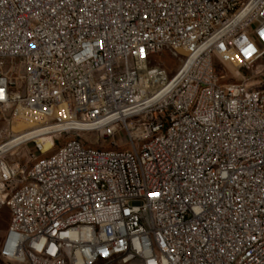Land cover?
I'll return each instance as SVG.
<instances>
[{"label":"built area","instance_id":"built-area-1","mask_svg":"<svg viewBox=\"0 0 264 264\" xmlns=\"http://www.w3.org/2000/svg\"><path fill=\"white\" fill-rule=\"evenodd\" d=\"M255 60L264 62V0H0V113L52 128L18 145L67 130L133 141L122 158L65 145L63 159L29 175L0 151V198L21 217L1 238L0 249L16 250L5 258L22 259L33 237L70 219L48 246L68 264H146L147 239L163 264H264V161L251 162L262 153L264 96L230 100L264 77L221 84L216 69L238 74ZM155 129L166 137L136 154V139ZM232 155L246 166L222 168ZM21 177L27 191L10 192ZM77 216L87 226H74Z\"/></svg>","mask_w":264,"mask_h":264},{"label":"bare ground","instance_id":"bare-ground-1","mask_svg":"<svg viewBox=\"0 0 264 264\" xmlns=\"http://www.w3.org/2000/svg\"><path fill=\"white\" fill-rule=\"evenodd\" d=\"M70 7H77V0H70ZM261 76L264 77V71ZM264 96V82L254 83L251 85L241 84L238 92H230V100L244 99V96ZM196 101H189L187 106V113H195ZM202 122H210V115H202ZM52 128H35L28 130L19 136L11 139L6 146L1 145L0 151L6 147L14 144H18L23 139H29L36 137L40 133L47 132ZM74 131V130H67ZM166 137L165 129L150 130L148 134H144L136 139V154H143V149L155 145L159 140H163ZM256 141H264V133H256ZM65 145H71L78 148L79 152L90 154L91 157L108 156L110 158H122L126 156L127 150H133V141L127 140V144L124 148H117V145L112 143L113 147L106 149L95 148L86 145L78 136L69 137L60 145L52 154L34 163L25 174L29 175V171H46V164L51 160L63 159L65 156ZM4 146V147H3ZM262 153L251 154V162L264 161V142L261 145ZM246 166V159L244 155H232L228 160H221V167L227 170H235ZM210 172H217L218 162L209 163ZM258 177V170H250L248 172V179H256ZM28 177H21L20 182H13L10 184V192H22L27 191ZM4 204L8 208V198H0V206ZM18 224H21V217H18V213L8 211V226L7 228H14ZM88 224V216H77L74 219V226L85 227ZM140 225L148 226V218L140 217ZM68 227H71L70 219H62L59 222V226H53L52 228L45 230L40 237H33L32 244H26L21 250L22 259L5 258L16 257L15 249H0V264H47L48 257H50V264H68V252L61 251V247H52V254L50 256L49 244L56 240L59 235L68 231ZM39 247V250H38ZM36 261V263H32ZM98 263L108 264L107 256H98ZM87 264H96V258L87 259ZM146 264H163L162 250H155L154 239H147V258Z\"/></svg>","mask_w":264,"mask_h":264},{"label":"rangeland","instance_id":"rangeland-1","mask_svg":"<svg viewBox=\"0 0 264 264\" xmlns=\"http://www.w3.org/2000/svg\"><path fill=\"white\" fill-rule=\"evenodd\" d=\"M164 67L166 68L168 73H171L177 65L175 60H165L163 62ZM264 67V62L260 60L255 61H247L246 67L240 69L238 74L231 67H221L217 66V75L220 77V83H235L241 81L242 78L244 80H249L253 76L257 75V71L259 70V77L261 76L262 69ZM264 82V79H259L257 81H246L244 85L254 84ZM43 121L39 120L35 117L25 116L24 114L17 115L13 120L9 116V113H0V146H6L8 142L19 136L20 134L35 128H39L38 126ZM7 136V137H6ZM74 137V131H64L60 133V137L51 139L50 136L46 138L37 139L36 143H25V144H14L6 147L4 150L7 153V160L9 161H19L21 163H25V168H22V175L27 172V170L37 161L45 158L46 156L52 154L60 145H62L67 138ZM79 137V136H78ZM80 138V137H79ZM86 145L106 149L109 147H113L112 143H109L110 140L108 138L102 137L97 133H88L84 134L82 138H80ZM52 141V143H51ZM115 144V143H114ZM127 144V140H120L117 144V148H124ZM18 145V146H17ZM3 146V147H4ZM38 146V148H36ZM38 158V159H33ZM8 226V210L4 204L0 206V241L3 236L5 229Z\"/></svg>","mask_w":264,"mask_h":264}]
</instances>
